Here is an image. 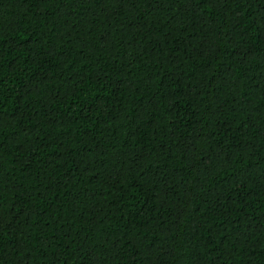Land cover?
Returning a JSON list of instances; mask_svg holds the SVG:
<instances>
[{
    "label": "trees",
    "instance_id": "obj_1",
    "mask_svg": "<svg viewBox=\"0 0 264 264\" xmlns=\"http://www.w3.org/2000/svg\"><path fill=\"white\" fill-rule=\"evenodd\" d=\"M0 264H264V0H0Z\"/></svg>",
    "mask_w": 264,
    "mask_h": 264
}]
</instances>
